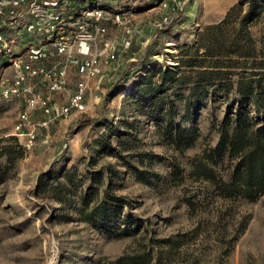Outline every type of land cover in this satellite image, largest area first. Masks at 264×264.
<instances>
[{
  "label": "rangeland",
  "instance_id": "1",
  "mask_svg": "<svg viewBox=\"0 0 264 264\" xmlns=\"http://www.w3.org/2000/svg\"><path fill=\"white\" fill-rule=\"evenodd\" d=\"M85 8L124 19L109 23L98 43L117 56L89 91L86 111L37 128L27 148L14 134L21 101L0 95V137L15 135L24 148L0 181V264H264V193L227 195L218 181L233 160L208 156L219 122L237 106L234 93L167 85L139 94L144 75L177 66L180 47L231 10L235 19H257L250 30L259 37L264 0H85ZM152 81L161 83L158 75ZM186 130L194 137L180 144ZM83 197L87 209L105 202L116 216L84 219Z\"/></svg>",
  "mask_w": 264,
  "mask_h": 264
},
{
  "label": "trees",
  "instance_id": "2",
  "mask_svg": "<svg viewBox=\"0 0 264 264\" xmlns=\"http://www.w3.org/2000/svg\"><path fill=\"white\" fill-rule=\"evenodd\" d=\"M232 18L231 10L224 19L205 25L192 45L180 47L177 66L153 69L142 77L139 94L161 91L167 85L191 86L192 92L209 88L211 93H221L224 97L234 93L237 106L227 111L219 122L218 141L208 156L233 160L226 179L218 181L227 195L240 194L253 199L264 193V28L259 37H254L250 26L257 19H251L249 14ZM155 75L161 83L152 81ZM252 110L259 117L251 116ZM193 137L194 133L186 130L179 143H189ZM0 143H3L0 158L4 160L3 165L0 162L1 181L15 161L23 157L24 148L15 135L0 137ZM201 169L205 171L204 177L217 180L204 165H197L196 170ZM65 177L70 180V175ZM90 178L94 182L100 179L99 175ZM91 192L94 196L96 188ZM105 198L121 201L120 197L115 198L107 192ZM82 199L86 208L81 209L84 219L92 221L95 216L101 219L116 216L105 202L87 209V198Z\"/></svg>",
  "mask_w": 264,
  "mask_h": 264
},
{
  "label": "built area",
  "instance_id": "3",
  "mask_svg": "<svg viewBox=\"0 0 264 264\" xmlns=\"http://www.w3.org/2000/svg\"><path fill=\"white\" fill-rule=\"evenodd\" d=\"M4 8L15 18L0 19V52L14 72L4 78L0 95L21 100L14 134L24 137L29 148L37 128L47 127L57 117L86 111L89 91L99 87L117 56L112 44L104 42L99 47L98 43L108 23L120 25L124 19H105L103 10L85 8V0H0V13ZM7 27L14 30L5 34ZM123 28L126 34L133 31L125 24ZM21 34L26 37L19 51L16 42ZM128 44L126 41L121 51L125 52ZM39 60L48 63L36 65ZM69 67L75 68L76 79L66 101L59 102L54 94L67 89ZM37 109L45 115L42 121L31 117Z\"/></svg>",
  "mask_w": 264,
  "mask_h": 264
},
{
  "label": "crops",
  "instance_id": "4",
  "mask_svg": "<svg viewBox=\"0 0 264 264\" xmlns=\"http://www.w3.org/2000/svg\"><path fill=\"white\" fill-rule=\"evenodd\" d=\"M6 10H7L6 8L3 9V12L5 14L7 13ZM22 23H23V21H20L18 23L19 29H21ZM12 28L11 27L5 28L4 29V33L5 34L11 33V31L14 30ZM19 36H20V38H18V40L16 42V50L19 49V51H20V48L23 47V41H24V38L26 36L25 35H22V34L19 35ZM8 63H9V61H8L7 57L5 56V54L3 52H0V90H1L2 86L4 85V78L9 77V75H10L9 73L10 72H12V71L14 72V70L12 69L11 66H9ZM47 63H48V60H39V61H36L35 62L36 65L37 64H42V65L45 64V65H47ZM75 79H76V71H75V68L74 67H69V69H68V84H67V89L64 92H62V93H56V94H54V99H58V98L60 99L62 97V100H65L66 99V96H68V92L73 89ZM59 99H58V101H59ZM16 100L21 101L20 99H16ZM59 102H61V101H59ZM73 116L74 115H71L68 118L59 119L58 121L59 122H62L64 120V122H66V124H67V122L70 119L74 118ZM31 117L33 119H40V118L45 117V115L43 114V112H42L41 109H37V110H34L31 113Z\"/></svg>",
  "mask_w": 264,
  "mask_h": 264
}]
</instances>
